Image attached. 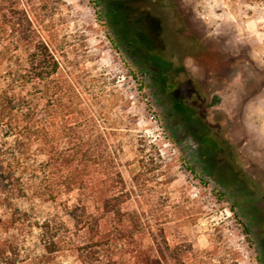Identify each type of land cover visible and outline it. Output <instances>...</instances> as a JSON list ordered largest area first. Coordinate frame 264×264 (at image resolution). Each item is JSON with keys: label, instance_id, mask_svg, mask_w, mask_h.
Wrapping results in <instances>:
<instances>
[{"label": "rangeland", "instance_id": "rangeland-1", "mask_svg": "<svg viewBox=\"0 0 264 264\" xmlns=\"http://www.w3.org/2000/svg\"><path fill=\"white\" fill-rule=\"evenodd\" d=\"M24 2L65 80L73 82L76 91L63 90L64 104L76 100L77 117H92L105 137L98 144L110 158L108 188L121 215L103 226L120 228L123 217L133 231L126 244L151 249L154 234L177 248V264H264V211L261 222L252 218L254 208L264 210V0L140 4L181 29L172 31L179 46L168 43L173 70L166 78L193 111L191 130L173 116V90L160 91L153 72L117 45L94 0ZM206 134L218 143L214 168L200 160L197 136ZM218 169H232L236 177L221 183ZM102 176L96 172L99 181ZM99 196L84 202L103 217ZM13 198L8 209L0 194L3 264H82L76 247L86 239L66 208L84 199L78 191ZM13 215L15 225L6 222ZM46 220L62 236L55 253L40 242L36 224Z\"/></svg>", "mask_w": 264, "mask_h": 264}, {"label": "trees", "instance_id": "trees-1", "mask_svg": "<svg viewBox=\"0 0 264 264\" xmlns=\"http://www.w3.org/2000/svg\"><path fill=\"white\" fill-rule=\"evenodd\" d=\"M30 1L43 3V0ZM143 1L94 0V4L101 8L117 36V45L124 47L141 69L153 72L160 91L164 92L166 87L173 90V116L186 130H191V122L196 120L193 111L176 96L177 85L168 84L166 78L173 70L165 57L168 43L179 46L172 31L181 34V29H175L172 21L157 19L159 16L153 14L155 11L150 6L140 5ZM161 9L172 10L166 4ZM153 21L155 24L151 25ZM0 69L3 70L0 74V194L8 209L14 207L13 196L55 198L62 191H78L84 199L73 206L66 204V208L86 239L76 247L82 264H177V248L154 234L151 249L144 248L142 243L131 247L126 244L124 237L133 236V231L123 217L119 220L120 228L103 226L106 219L121 215V210L114 209L115 196L108 188L110 158L98 144L105 137L94 129L92 117H77L73 111L76 100L64 104L63 90L76 91L73 82L65 80L41 24L30 18L24 0H0ZM197 138L200 160L214 168L211 157L215 156L218 143L208 134ZM100 170L103 176L99 181L96 172ZM216 172L221 183L227 177H236L232 169ZM237 184L243 192V184L239 181ZM97 195L103 217H97L87 204L94 202ZM263 211L257 207L252 210L257 223L261 222ZM15 217L6 222L19 223ZM53 226V220L36 224L40 242L49 253L57 252L62 239ZM245 229L249 231L246 226ZM5 254L6 250L0 246V264Z\"/></svg>", "mask_w": 264, "mask_h": 264}, {"label": "flooded vegetation", "instance_id": "flooded-vegetation-1", "mask_svg": "<svg viewBox=\"0 0 264 264\" xmlns=\"http://www.w3.org/2000/svg\"><path fill=\"white\" fill-rule=\"evenodd\" d=\"M219 101H222V99L220 98V100Z\"/></svg>", "mask_w": 264, "mask_h": 264}]
</instances>
